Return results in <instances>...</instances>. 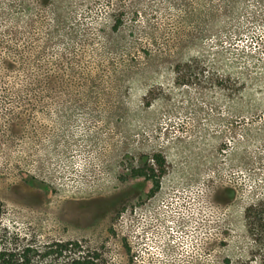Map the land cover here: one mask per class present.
<instances>
[{
  "label": "rangeland",
  "instance_id": "1",
  "mask_svg": "<svg viewBox=\"0 0 264 264\" xmlns=\"http://www.w3.org/2000/svg\"><path fill=\"white\" fill-rule=\"evenodd\" d=\"M165 159L159 184L135 175ZM264 0H0V253L264 264Z\"/></svg>",
  "mask_w": 264,
  "mask_h": 264
},
{
  "label": "trees",
  "instance_id": "2",
  "mask_svg": "<svg viewBox=\"0 0 264 264\" xmlns=\"http://www.w3.org/2000/svg\"><path fill=\"white\" fill-rule=\"evenodd\" d=\"M155 161L157 163V172L154 167H143L135 170L134 174L145 176L148 179H153L159 184L161 177L165 173V159L161 154H155ZM247 225L250 231L258 230L264 234V208L262 205H251L246 209ZM12 259L6 256L4 252L0 253V264H12Z\"/></svg>",
  "mask_w": 264,
  "mask_h": 264
}]
</instances>
